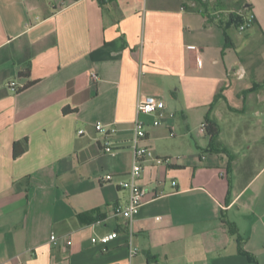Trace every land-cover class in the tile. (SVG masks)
<instances>
[{
  "label": "crops",
  "instance_id": "obj_1",
  "mask_svg": "<svg viewBox=\"0 0 264 264\" xmlns=\"http://www.w3.org/2000/svg\"><path fill=\"white\" fill-rule=\"evenodd\" d=\"M220 8L249 9L262 43L239 51L230 28L226 47ZM263 46L264 0H0V264H129L131 239L132 264H264V120L250 115L264 88L245 93L264 81ZM141 95L168 115L157 127L144 117L148 193L131 233L117 210ZM228 112L243 116L222 129ZM98 123L117 128L114 155Z\"/></svg>",
  "mask_w": 264,
  "mask_h": 264
},
{
  "label": "built area",
  "instance_id": "obj_2",
  "mask_svg": "<svg viewBox=\"0 0 264 264\" xmlns=\"http://www.w3.org/2000/svg\"><path fill=\"white\" fill-rule=\"evenodd\" d=\"M254 16H251V19L248 23L244 24L239 30L240 32H245L249 27L252 26V20ZM93 80L97 81V74H92ZM167 112L165 111L164 102L156 96L153 95H141L138 98L137 102V117L134 121V138L132 140V147L134 149V164L132 170L129 174L127 180L121 182V187L129 191V201L126 207L118 208L117 212L120 213L127 221V226L130 228L132 233L133 225L136 221V218L139 216L144 204L145 197L148 193L145 187H142L138 184V180L142 176L143 172V162L144 159L150 154V150L142 146L141 143L147 138L148 133V123L144 119L145 116L152 117L151 125L154 127L160 126L167 116ZM205 128V126H203ZM96 131L99 135H101L104 139L103 142V150L106 154L114 155L116 153V149L110 141V137L117 133V128L114 126H106L104 124L98 123L95 126ZM82 133V132H81ZM171 137L175 136V133L172 131L170 134ZM107 180H111V176L106 178ZM173 185H176V182H173ZM119 237V233L117 231H113L108 235L96 236L92 238V244L107 246L112 241L116 240ZM51 243L57 245L59 243V239L56 235L51 236ZM71 244V240L69 238L64 239V250L65 253H68L69 246ZM139 248H137L132 239L129 244V259L131 260L138 255Z\"/></svg>",
  "mask_w": 264,
  "mask_h": 264
},
{
  "label": "trees",
  "instance_id": "obj_3",
  "mask_svg": "<svg viewBox=\"0 0 264 264\" xmlns=\"http://www.w3.org/2000/svg\"><path fill=\"white\" fill-rule=\"evenodd\" d=\"M215 11H216V13L218 15H216L214 18H212V21L217 26L221 27L224 30V32L226 34V47L229 46V45H232L231 39H230L229 35L227 34L228 30L230 28H236V29L239 30L244 24L248 23L250 21V19H251V16H253V14L249 11V9H246L243 14L238 13V12H224V11H222L221 8L220 9H216ZM251 22H252V26L251 27H253L256 24V20L253 19ZM251 27H249V28H251ZM24 75L26 77H28L29 76V72H27ZM262 88H264V81L255 83L254 88L245 91V93L252 92V91H257V90H260ZM220 97L221 96L218 95L216 97V101ZM213 105H212V108H213ZM204 126H205L204 131L207 133V135H209L211 137V141H213V140L215 141L217 139L218 135L220 134V128H219V125L217 124V121L214 118L211 117V112L207 114V116L205 118ZM23 144H21L19 142L15 143V147H14V149H15V153H14L15 157H19L26 150V147ZM224 223L228 226L229 231H230V233L232 235H237L238 244H239V253L246 255L249 258V260H251L253 262H256L255 257L253 255L249 254L244 249L245 241L239 235V230L236 227V225L231 223L228 220H225V219H224Z\"/></svg>",
  "mask_w": 264,
  "mask_h": 264
},
{
  "label": "rangeland",
  "instance_id": "obj_4",
  "mask_svg": "<svg viewBox=\"0 0 264 264\" xmlns=\"http://www.w3.org/2000/svg\"><path fill=\"white\" fill-rule=\"evenodd\" d=\"M230 35L232 36V38L234 39V42L238 45V50L245 52V50L243 51L244 46H247V44H249L250 40H252V45L256 46L259 45L260 43H262L260 41V33L259 30L257 28L251 27L249 29L246 30V32H237L235 30L231 31ZM261 46V45H260ZM262 47V46H261ZM264 47V46H263ZM217 110H227L226 105L224 104V102H220L217 106H216ZM258 111V116L254 117L253 112L250 114L252 118H261L264 120V106H260L258 108H256ZM255 112V111H254ZM242 114H231V113H224V116H222L220 119V125L222 129H226V127H228L227 125L230 123L231 120H240L242 118ZM245 130V129H244ZM225 139V136H222V140Z\"/></svg>",
  "mask_w": 264,
  "mask_h": 264
}]
</instances>
